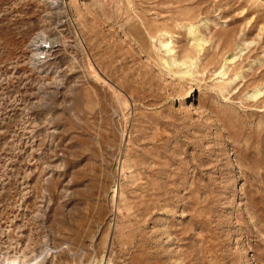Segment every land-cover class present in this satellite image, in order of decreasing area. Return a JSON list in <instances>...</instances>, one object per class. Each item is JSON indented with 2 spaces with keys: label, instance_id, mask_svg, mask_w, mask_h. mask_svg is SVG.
<instances>
[{
  "label": "rangeland",
  "instance_id": "374dc122",
  "mask_svg": "<svg viewBox=\"0 0 264 264\" xmlns=\"http://www.w3.org/2000/svg\"><path fill=\"white\" fill-rule=\"evenodd\" d=\"M0 264H264V0H0Z\"/></svg>",
  "mask_w": 264,
  "mask_h": 264
},
{
  "label": "bare ground",
  "instance_id": "6f19581e",
  "mask_svg": "<svg viewBox=\"0 0 264 264\" xmlns=\"http://www.w3.org/2000/svg\"><path fill=\"white\" fill-rule=\"evenodd\" d=\"M190 28L192 29V28H194V26H191ZM191 29H190V30H191ZM192 31H193V30H192ZM197 32H198V31H197ZM198 36H199V35H198ZM198 36H196L195 39L197 40L198 45L201 46V45H202V44H201V40H202V39H201L200 37H198ZM160 41H161V40H160ZM204 42H205V41H204ZM162 43H163V46H165L166 49H167L168 51L171 50V46H170V45H171V44H170L171 41H167V40H166L165 42H162ZM199 46H198V47H199ZM34 47H35V45H34ZM196 48H197V47H196ZM37 50H38V48H37ZM225 59H226V58H225ZM172 61H173V63H176V59H175V57L172 59ZM230 61H232V59H231V58H229V59L227 58L226 61H225V64H224L223 66L226 68L227 63H228V62L230 63ZM166 63H167V62H166ZM168 63H171V62L169 61ZM192 63H193V59H192ZM183 64H187V61H184ZM193 64H194V63H193ZM165 65H166V64H165ZM169 65H170V64H169ZM187 65H188V64H187ZM189 67H190V66H189ZM225 68L220 69L218 73H219L220 75H221V74H224V73H225ZM96 72H97V71H96ZM259 91H260V90H258V92H259Z\"/></svg>",
  "mask_w": 264,
  "mask_h": 264
}]
</instances>
